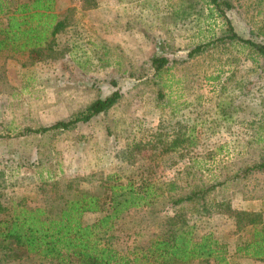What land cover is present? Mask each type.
Returning a JSON list of instances; mask_svg holds the SVG:
<instances>
[{
    "label": "rangeland",
    "instance_id": "obj_1",
    "mask_svg": "<svg viewBox=\"0 0 264 264\" xmlns=\"http://www.w3.org/2000/svg\"><path fill=\"white\" fill-rule=\"evenodd\" d=\"M6 1L12 9L26 0ZM231 1L236 31L264 39V0ZM55 2L66 25L50 45L0 52V200L56 212L78 190L132 176L156 184L158 195L102 230L103 244L125 254L183 214L196 235L227 245L230 264H264V256L237 252L253 229L231 213L257 212L264 221V57L218 40L226 25L209 0ZM201 44L205 50L189 56ZM154 55L170 60L158 75L150 68ZM117 88L118 103L89 122L27 129L70 119ZM178 134L183 144L162 151ZM99 216L87 213L84 222ZM0 264L57 262L30 254L17 262L0 257Z\"/></svg>",
    "mask_w": 264,
    "mask_h": 264
},
{
    "label": "trees",
    "instance_id": "obj_2",
    "mask_svg": "<svg viewBox=\"0 0 264 264\" xmlns=\"http://www.w3.org/2000/svg\"><path fill=\"white\" fill-rule=\"evenodd\" d=\"M86 2L92 5L89 0ZM209 3L226 25V31L218 38L219 41L239 42L264 57V39L246 38L236 31L227 14L234 6L231 0H209ZM55 4V0H26L11 9L6 0H0V15L7 14L6 20H0V52L10 45L18 51L32 49L38 52L46 42L50 45V37L66 25L59 18ZM205 47L202 44L196 46L189 56L202 53ZM169 61L165 55H154L150 68L158 75ZM114 84L118 85L117 82ZM121 97L122 91L117 88L110 95L96 99L70 119L27 129L45 133L73 128L106 113ZM184 141V137L178 134L167 142L162 151H175ZM258 167L264 168V161ZM159 189L147 180L137 184L132 176L127 181L108 178L96 191L78 190L73 197L64 198L62 207L56 212L41 206L29 207L21 200L11 203L0 200V257L17 262L26 255L39 254L57 264H191L194 260L204 262L213 258L219 264H230L227 260V245L211 234L196 235L183 214L169 217L165 229L125 254L101 242L99 234L102 230H112L115 221L127 210L152 203ZM173 190L172 186L168 191ZM200 192L180 196L173 203L192 200ZM87 213H99L100 216L95 222L86 224L84 216ZM231 213L237 218L238 224L246 221L245 225L253 229L251 237L238 245L237 252L263 257L262 215L245 210H231Z\"/></svg>",
    "mask_w": 264,
    "mask_h": 264
}]
</instances>
